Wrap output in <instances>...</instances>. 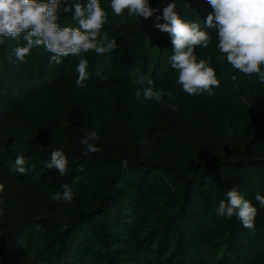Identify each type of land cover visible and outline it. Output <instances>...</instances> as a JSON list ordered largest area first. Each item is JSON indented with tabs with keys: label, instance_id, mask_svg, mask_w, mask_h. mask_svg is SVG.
I'll return each mask as SVG.
<instances>
[{
	"label": "trees",
	"instance_id": "obj_1",
	"mask_svg": "<svg viewBox=\"0 0 264 264\" xmlns=\"http://www.w3.org/2000/svg\"><path fill=\"white\" fill-rule=\"evenodd\" d=\"M169 2L149 0L161 16ZM73 3L60 11L61 27H78ZM100 3L109 17L101 34L117 48L81 54L84 88L75 84L79 58L49 64L52 54L41 46L21 63L14 49L23 39L0 45V114L27 130L18 154L25 174L9 167L18 155L1 157L0 166L46 212L18 226L0 264H264V207L255 200L264 194V82L216 63V30L206 29L212 43L195 54L215 68L219 87L189 95L176 83L171 36L155 27V15L115 16L111 0ZM176 3L182 18L202 25L214 11L207 0ZM155 35L160 40L151 42ZM140 73L144 83H134ZM149 79L169 106L136 98ZM91 131L101 151L85 156L80 141ZM54 149L67 157L64 177L45 167ZM65 183L75 193L71 203L52 199ZM233 187L257 208L254 230L217 214Z\"/></svg>",
	"mask_w": 264,
	"mask_h": 264
},
{
	"label": "clouds",
	"instance_id": "obj_2",
	"mask_svg": "<svg viewBox=\"0 0 264 264\" xmlns=\"http://www.w3.org/2000/svg\"><path fill=\"white\" fill-rule=\"evenodd\" d=\"M214 10L207 15L202 25L197 21H187L177 11L176 0L163 7L162 16L155 15L160 8H153L149 0H111L110 7L115 16H122L127 10L129 18L147 20L155 15V27L161 32L170 34L173 54L169 57L170 65L178 73L176 83L187 94L199 95L204 92L212 94L214 87H219L216 70L210 67L205 59H198L195 54L197 46L207 49L212 38L206 29H215L217 34L216 49L220 53L215 60L218 64L225 61L241 73L257 75L264 82V0H207ZM67 0H0V45L6 38L16 41L23 39L22 46L17 45L14 56L18 62L26 63V57L35 47L43 46L52 55L49 64L59 65L64 57L79 58L77 65L78 79L76 87H86L89 79L88 60L81 58L82 53L95 52L97 55L107 54L117 48L116 39H109L102 33L108 23V13L101 7L100 0H87L86 6L80 0H74V17L78 27L64 26L58 23L60 11L68 13L72 7L64 6ZM160 20L165 21L159 23ZM145 77L138 74L134 83L143 84ZM147 87L135 92L138 100H154L169 106L164 101L165 93L154 90L152 80ZM167 95L171 98L172 93ZM175 110V109H174ZM97 133L91 131L80 141L85 147L83 155L100 152L97 147ZM17 171L25 174V158L18 155L15 159ZM48 170H57L64 177L68 172V160L63 150L54 149L51 160L45 165ZM78 181V178H77ZM74 181V182H77ZM62 192H56L52 199L71 203L74 199L73 188L65 183ZM4 185L0 184V192ZM255 200L264 207V194L257 192ZM217 214L231 220L238 218L243 227L254 230L257 208L250 200L245 199L236 187L226 192V200L222 199Z\"/></svg>",
	"mask_w": 264,
	"mask_h": 264
},
{
	"label": "rangeland",
	"instance_id": "obj_3",
	"mask_svg": "<svg viewBox=\"0 0 264 264\" xmlns=\"http://www.w3.org/2000/svg\"><path fill=\"white\" fill-rule=\"evenodd\" d=\"M161 36L155 35L152 41H159ZM27 87L18 92V99L25 97ZM27 137L26 128L18 121L6 118L0 114V158L13 161L12 157L20 154L23 141ZM1 163V162H0ZM12 171H17L16 164L9 163ZM0 184L4 190L0 192V260L5 261L9 256L17 228L26 220L45 216L46 212L34 192L24 186L16 185L0 166ZM16 237V236H15Z\"/></svg>",
	"mask_w": 264,
	"mask_h": 264
}]
</instances>
